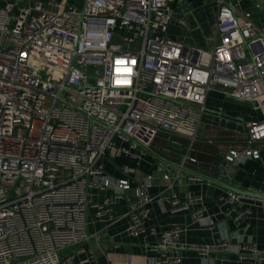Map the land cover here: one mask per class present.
I'll return each mask as SVG.
<instances>
[{
	"label": "built area",
	"instance_id": "2783aa9c",
	"mask_svg": "<svg viewBox=\"0 0 264 264\" xmlns=\"http://www.w3.org/2000/svg\"><path fill=\"white\" fill-rule=\"evenodd\" d=\"M68 1L0 8V264H61V250L87 237L88 209L112 220V206L122 198L126 234L157 238L152 264H179L173 254L185 249L232 252L226 237L219 246L199 247L180 242V226L148 227L156 172L124 166L126 178L112 180L104 162L132 157L139 166L159 132L183 131L193 143L206 96L216 89L255 104L263 115L243 123V148L230 149L224 163L257 160L264 143V28L249 12L238 14L231 0H212L206 50L167 38L168 0ZM186 161L195 163L187 154L181 164ZM161 179L169 212L187 211L199 227H213L201 198L187 194L181 201L173 189L180 171ZM92 187L111 195L91 202ZM254 197L264 203V186L226 193L234 222L247 217L245 202ZM242 249V260L264 258L252 244Z\"/></svg>",
	"mask_w": 264,
	"mask_h": 264
},
{
	"label": "crops",
	"instance_id": "0c3cea01",
	"mask_svg": "<svg viewBox=\"0 0 264 264\" xmlns=\"http://www.w3.org/2000/svg\"><path fill=\"white\" fill-rule=\"evenodd\" d=\"M34 1L0 0V8L10 2L25 7ZM231 1L238 14L249 12L253 23L264 28V0H255L258 8H254V2L250 0ZM68 2L79 6L82 0ZM208 3L212 6L211 11L202 6V0H168L171 19L167 26V38L184 45L211 49L216 7L212 0H207ZM204 108V113L195 124L196 139L193 143L189 142V135L183 131L173 134L159 132L139 166L132 157L120 156L106 159L104 172L112 180L126 178L122 169L124 166L137 168L142 174L156 172V183L148 190L153 202L147 216V226L157 231L164 227L180 226L185 229L180 242L199 247L219 246L226 237L225 241L232 249L229 253L209 252L206 255L188 249L179 250L173 254L180 259L179 264H264V258L256 262L250 258L242 260L238 256L244 252L243 246L251 244L264 251V203L260 202L261 198L254 197L245 202L249 212L239 223L233 221L230 215L234 214L231 212L232 206L225 202L227 192H245L264 186V143L258 145L260 156L257 160L246 159L235 167L224 163V156L230 149L243 148V123L261 120L263 115L255 104L226 98L218 89L207 94ZM186 154L195 159V163L186 161L181 164V158ZM178 171L181 182L175 183L173 189L178 191L179 199L184 201L187 194L201 198L199 204L204 209L203 215L213 222V227H199L187 211L172 214L169 204L160 198L166 187L161 176H173ZM189 176L198 179L190 182L187 180ZM110 195L108 189H89V198L94 203ZM130 195L131 191H128L126 196ZM127 211L128 202L122 198L112 206V220L106 217L99 220L91 206L87 212V237L61 250V264H152L153 259L159 256L155 249L157 238L149 233L138 237L128 236L125 232Z\"/></svg>",
	"mask_w": 264,
	"mask_h": 264
},
{
	"label": "rangeland",
	"instance_id": "374dc122",
	"mask_svg": "<svg viewBox=\"0 0 264 264\" xmlns=\"http://www.w3.org/2000/svg\"><path fill=\"white\" fill-rule=\"evenodd\" d=\"M202 6L203 7H206V8H208L210 11H211V9H212V6H211V4H207V0H202ZM38 132V128H36V130H35V133H37ZM21 189H24V191H26V187L25 188H21Z\"/></svg>",
	"mask_w": 264,
	"mask_h": 264
},
{
	"label": "water",
	"instance_id": "95a60500",
	"mask_svg": "<svg viewBox=\"0 0 264 264\" xmlns=\"http://www.w3.org/2000/svg\"><path fill=\"white\" fill-rule=\"evenodd\" d=\"M145 150L149 151L148 148H145ZM225 165H226V164H225ZM226 166H228V165H226ZM205 179L207 180V178H205ZM211 181H213V180H211ZM231 189H232V188H231ZM236 192H241V191L236 190Z\"/></svg>",
	"mask_w": 264,
	"mask_h": 264
}]
</instances>
